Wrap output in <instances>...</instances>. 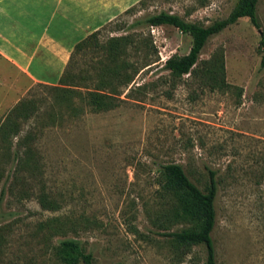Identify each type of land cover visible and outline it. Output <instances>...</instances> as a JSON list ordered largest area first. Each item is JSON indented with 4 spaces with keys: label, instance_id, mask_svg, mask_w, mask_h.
Instances as JSON below:
<instances>
[{
    "label": "rangeland",
    "instance_id": "obj_1",
    "mask_svg": "<svg viewBox=\"0 0 264 264\" xmlns=\"http://www.w3.org/2000/svg\"><path fill=\"white\" fill-rule=\"evenodd\" d=\"M237 1L141 0L71 53L62 83L32 84L0 64V121L20 100L36 111L21 127L22 151L31 149L21 171L0 166V264H62L55 248L67 238L95 264H204L203 245L165 236L190 226L173 218L161 187L169 163L202 192L215 174V264H264V0L259 29L240 18L210 37L181 77L164 64L187 54L191 38L145 22L167 12L209 26ZM124 36L132 41L116 64L129 66L105 89L114 104L93 112L84 95L110 81L108 42ZM42 194L59 209L43 208ZM56 221L68 225L57 232Z\"/></svg>",
    "mask_w": 264,
    "mask_h": 264
},
{
    "label": "trees",
    "instance_id": "obj_2",
    "mask_svg": "<svg viewBox=\"0 0 264 264\" xmlns=\"http://www.w3.org/2000/svg\"><path fill=\"white\" fill-rule=\"evenodd\" d=\"M261 0H238L229 15L215 21L209 26H201L196 23L186 22L175 14L160 12L145 19L149 26L168 25L177 28L181 33L187 34L191 38V47L187 54L183 56H172L165 61L164 67L173 76L181 77L192 72L196 66L202 48L207 40L220 33L226 27L234 24L240 18H248L251 24L259 29V19L257 16V5ZM129 10V9H128ZM127 10V11H128ZM125 11V12H127ZM97 32V31H96ZM91 33L83 40L78 42L71 53L78 52L83 46L90 44L95 40V33ZM132 41L129 37H114L109 39L107 48V60H110L106 69V75H109L110 81L102 80L100 85L93 90L87 91L84 95L85 103L93 112L105 111L113 106V93L105 91L112 85L111 81L120 76V70L127 68L126 63L116 64V60L123 53L121 46H125ZM260 49L263 52L260 67H264V33L260 35ZM72 54H70L71 57ZM63 70L59 81L62 83L68 77L66 67ZM36 114L31 107L29 100L18 101L0 121V166L10 161L13 174L21 171L22 159L24 154L28 156L31 149L25 148L23 153L21 127L32 116ZM162 184L163 191L170 195L174 200L173 218L178 222L188 223L190 226L179 232H171L165 236L173 238L178 244L191 246L203 245L206 249V259L204 264H215L214 246L211 238L215 224L214 200L217 192V183L215 174L209 172L208 184L205 191L199 190L187 177L183 168L179 164L169 163L162 167ZM16 180L18 177H15ZM3 190L0 191V203L2 200ZM40 205L48 210H58L59 204L53 199H49L45 194L39 197ZM65 224L56 221L52 229L57 232L61 231ZM55 256L62 264H95L90 252H86L81 243L75 239H64L58 243L55 248Z\"/></svg>",
    "mask_w": 264,
    "mask_h": 264
},
{
    "label": "crops",
    "instance_id": "obj_3",
    "mask_svg": "<svg viewBox=\"0 0 264 264\" xmlns=\"http://www.w3.org/2000/svg\"><path fill=\"white\" fill-rule=\"evenodd\" d=\"M141 0H0V64L53 85L74 46Z\"/></svg>",
    "mask_w": 264,
    "mask_h": 264
}]
</instances>
